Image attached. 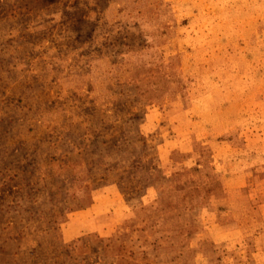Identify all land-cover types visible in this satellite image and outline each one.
Masks as SVG:
<instances>
[{
    "label": "rangeland",
    "instance_id": "1",
    "mask_svg": "<svg viewBox=\"0 0 264 264\" xmlns=\"http://www.w3.org/2000/svg\"><path fill=\"white\" fill-rule=\"evenodd\" d=\"M0 264H264V0H0Z\"/></svg>",
    "mask_w": 264,
    "mask_h": 264
}]
</instances>
